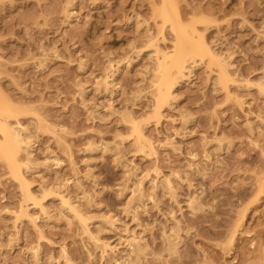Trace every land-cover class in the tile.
Masks as SVG:
<instances>
[{"label":"rangeland","instance_id":"obj_1","mask_svg":"<svg viewBox=\"0 0 264 264\" xmlns=\"http://www.w3.org/2000/svg\"><path fill=\"white\" fill-rule=\"evenodd\" d=\"M152 2L0 0V100L36 162L31 199L0 159V264H127L126 234L141 239V264H264V0H179L212 20L197 26L232 54L234 80L225 90L206 58L159 117L147 49L171 51L174 35ZM133 118L153 154L138 149Z\"/></svg>","mask_w":264,"mask_h":264},{"label":"bare ground","instance_id":"obj_2","mask_svg":"<svg viewBox=\"0 0 264 264\" xmlns=\"http://www.w3.org/2000/svg\"><path fill=\"white\" fill-rule=\"evenodd\" d=\"M152 13L154 19H159L161 24L159 26L161 32L166 25L170 26V30L174 35L172 50L163 52V50L156 46H149L148 53L152 58V72L154 74L155 91V109L154 115L159 117L161 110L165 105H172L175 100V89L179 85L180 80L189 81L190 75L198 62L208 59L207 67L211 70H216L218 74V81L225 90H228L229 83L233 82L232 72L233 67L232 54L224 56L223 53L215 51L205 40V34L198 28V23H210L211 19L206 18L193 10H186L185 13L180 11L179 0H153ZM190 16V18H189ZM137 24L139 19L136 18ZM153 56V57H152ZM108 76L98 82L97 87L105 88L112 82L107 81ZM260 90H264V81L259 84ZM15 107L13 108L8 99L0 100V159L8 163V167L15 179L19 182L24 198L34 199L30 190L31 183L27 178V174L31 172L30 164H35L33 158V148L35 140L33 139L28 128L20 121L10 122V118L16 119ZM133 133L136 136V145L142 152L153 154L155 152L154 143L151 139L143 134V131L137 121L132 119ZM22 154L24 157H22ZM25 166V170L23 167ZM142 189V185H139ZM54 190L49 186L43 188L44 194L53 192ZM264 192V185L261 182L259 186V193ZM56 193V192H54ZM143 195V191L141 190ZM63 203L67 205L70 214L73 218L78 219L84 226L85 232L89 233L87 219L77 209L69 199L61 197ZM190 208L193 211L201 208L193 201H189ZM21 215L30 216L29 210H22ZM113 224V223H111ZM125 242H135L131 244L134 246L132 253L136 254V258L130 259L127 264H141L139 253L142 251L139 241L136 237L123 236ZM166 241V250L170 255L177 253V242L179 239L178 229H170L168 233H164ZM138 241V242H137ZM109 246H106L105 252ZM66 264H72L67 257H64Z\"/></svg>","mask_w":264,"mask_h":264}]
</instances>
